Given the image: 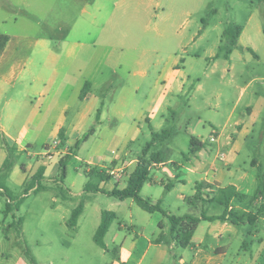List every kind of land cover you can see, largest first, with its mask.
I'll return each instance as SVG.
<instances>
[{"label": "crops", "instance_id": "0c3cea01", "mask_svg": "<svg viewBox=\"0 0 264 264\" xmlns=\"http://www.w3.org/2000/svg\"><path fill=\"white\" fill-rule=\"evenodd\" d=\"M231 1L232 5L229 4L228 11L232 14V18L226 22L220 21L214 26L215 30H218L213 40L214 46L206 48L203 52L196 50L189 53L187 49H184V53L190 58L182 55L179 61L170 63L159 73L146 89L151 92L145 97L146 105L143 103L138 105L135 95L143 90L147 71L135 72L142 80L133 86L115 85V81L111 83L114 76L121 78L119 71H122L124 67L123 54L116 52L115 45H108L109 51L101 59L100 45L96 37L76 40L65 38L66 45L60 49V53L54 52L50 45L46 46L47 54L43 57V64L35 69L34 59L28 53H23L24 44L31 43V40L24 38L25 40L20 39L16 42L13 35L0 32L9 36L5 49L0 53V82L2 84L9 75L15 84L24 86L18 92L21 99L30 100L33 104V98L40 102L49 98V102L53 91L50 85L51 77L57 72L63 76V82L77 80L82 86L81 91L88 83L85 97L83 99L80 97L82 109L75 118L77 122L85 121L91 115L88 109L96 110V113L93 112L96 116L95 126L90 130L91 137L99 136L100 140H105L104 147L107 146L108 149L101 156L96 155L98 163L89 161L85 172L90 178L91 175L93 176L90 173L93 170L94 176H97L101 183L113 184L108 186V189L102 188L101 184L97 185L105 191H112L115 188L123 189L127 186L130 174L135 169L146 145L141 151L137 149L133 152L129 146L132 148L136 145L135 136L128 137L127 131L136 125L138 127L144 120L148 123L150 131L151 128L156 131L165 129L159 130L168 121L166 113H162L161 118L158 119L159 113L166 108L175 113L174 108L179 105L183 97L187 96L193 111L203 114L211 123H218L217 127L213 128L220 131V137L215 143L202 139L200 135H194L195 131L192 132L191 138L195 137L199 142L195 152L191 151V139L190 145L184 148L169 142L174 132V127H171L172 133L169 139L163 145L151 147L148 153L150 156L163 149L161 161L152 163L150 180L143 185L141 196L148 199L151 204H159L169 215H192L201 218L191 243L183 247L174 240L171 234V221L160 210H146L133 198L119 199L109 210L115 212L117 217L105 236L106 239L110 235V242L105 241L107 246V249H104L105 254L107 256L112 253L106 264H264V239L259 240L260 246L254 245L255 240L250 242L245 240V234L240 228L246 223L236 224L228 217L213 220L203 217V215L219 217L224 214L227 205L229 210L239 213L257 212L241 208L242 206L235 205V202L246 198L239 183L246 175L242 166L237 165V160L252 141L256 139L264 141V0ZM97 2L98 0H87L82 6V13L88 14L87 24H85L87 27L98 28L100 17L96 13L101 7ZM2 6L7 11H15V13L20 11L21 14L28 16L25 9L16 8L10 1ZM91 6L94 7L93 10L90 9ZM215 12L219 13L218 10ZM14 19L18 20L19 15L14 16ZM210 26L211 23L204 19L202 27L194 32L192 39L194 44L199 40L209 42V36L212 35V31H209ZM237 26L241 29L236 43L221 51V47L229 43V36ZM85 31L89 33V29ZM5 60H8L7 68L3 65ZM189 60L202 67L205 77L203 80L199 77L192 86H187L190 74L186 73L185 65L189 64ZM180 63L181 66H179ZM34 77L37 78L34 79ZM224 86L225 90L222 88ZM2 88L1 86L0 99L3 95ZM223 91L232 92L231 95L235 94V99L231 100V95L224 94ZM57 92L58 90H55V93ZM129 98H132L131 102ZM150 103L152 107L149 110L147 104ZM127 117L132 118L133 122L127 120ZM156 120L157 123H155ZM198 122H203L202 117ZM33 126L36 128L38 124ZM63 129H65V135L60 141L67 142L69 132L65 127L59 129L58 135L60 136ZM10 139L14 140V137L0 118V147L3 148L6 145L7 150L5 153L7 163L0 167V172L13 166V147L9 144ZM88 140L89 137H84L81 142L83 144L79 146L71 161L74 158L82 160L79 152ZM118 145H124L126 150L119 149ZM19 149L27 151V147L24 146H20ZM219 151L227 152L226 159L217 158ZM40 158L31 172L36 174L41 166L45 167L43 182H41L42 189L37 190L35 187L30 190L29 195L32 192L45 190L51 187V184L55 186L63 183L58 178L59 165H50V161L45 159V156ZM90 162L98 164L103 169L97 171L90 168ZM251 163L254 169L259 168V165L264 167L261 160L252 159ZM117 168L123 169L124 172L120 176L110 174V170ZM23 171L26 182L29 175L26 165H23ZM258 176L259 170L256 172L257 179ZM89 182L91 183V180ZM33 184L38 183L34 180ZM258 187L259 179L253 202L255 199H261L259 202L264 201L263 194L257 195ZM145 190H148V194H144ZM72 192L69 188L68 194L72 195ZM82 192V196H85V199L81 201L84 207L77 224L71 226L65 221L66 225L73 229L79 228L81 224L89 204L86 197L98 193L108 195L103 192L89 191L86 188ZM53 199L58 202V196H54ZM259 202L256 203L257 207ZM103 211L105 210H102V214ZM124 214L129 215V226L119 222L120 217L125 216ZM248 233H251L254 239H260L257 230ZM241 234L242 238L239 239H242V244L233 252V241ZM159 235H162L163 239L157 242ZM177 248L180 249L179 253L176 252ZM170 256L174 257L175 263L167 262ZM35 258L40 264L36 256Z\"/></svg>", "mask_w": 264, "mask_h": 264}, {"label": "rangeland", "instance_id": "374dc122", "mask_svg": "<svg viewBox=\"0 0 264 264\" xmlns=\"http://www.w3.org/2000/svg\"><path fill=\"white\" fill-rule=\"evenodd\" d=\"M9 1L16 8L25 9L28 16L21 14L20 11L15 13L3 8L2 5ZM85 2L87 0H0V32L13 35L16 42L24 38L31 40V43L24 44L23 53H28L34 59L35 69L43 64V57L47 54L46 46L50 45L54 52L60 53V49L66 45L65 38L76 40L96 37L100 45L101 59L109 51L108 45H115L116 52L123 54L124 67L122 71H119L121 78L116 75L111 83L115 81V85L133 86L142 80L135 72L147 71L143 90L135 95L138 105L141 103L146 105L145 97L151 94L146 89L160 72L170 63L179 61L180 56L188 57L184 49L191 53L212 48L213 40L218 33L214 26L220 21L226 22L232 18V14L228 11L229 4L232 5L231 0H98L97 4L101 8L96 14L100 19L98 28H95V26L85 25L88 16L82 13ZM90 9L93 10L94 7L91 6ZM17 15L19 19L15 20L14 16L17 17ZM204 19L211 23L210 43L199 40L194 44L192 41L194 32L202 27ZM86 29H89L88 34ZM3 65L7 68L8 60L3 61ZM185 66L186 73L190 74L187 86H192L199 77L202 80L205 78L202 67L192 60H189V64ZM51 78L50 85L53 91L50 101L48 102L49 98L42 102L33 98V104L30 100L19 97L18 92L24 86L15 84L12 77L7 75L4 82L2 84L0 82V87H3L0 118L14 137V140L9 141L13 147V166L0 172V182L9 190L15 201L25 197L20 210L13 209L7 213L8 198L0 193V264H30L24 252L27 245L40 264H106L112 253L106 256L105 250L95 242L94 236L101 221L102 210L112 209L119 199L102 193L88 196L86 200L89 204L79 228L73 229L66 225L65 221L71 223L72 210L85 199L82 191L89 180L93 187L101 184L102 188L108 189V186L113 185L101 183L97 176H94L93 170L90 172L93 174L90 178L85 172L88 162L98 163L96 155L101 156L107 152L108 147H104L106 141L100 140L99 136L91 137L90 130L95 126L96 116L93 112L96 113V110L88 109L91 115L85 121H76L75 117L82 109L80 100L82 86L75 79L63 82V76L58 72L53 73ZM222 88L226 89L225 86ZM55 90L58 92L55 93ZM223 92L228 95L233 94ZM234 96L235 94L231 95L230 99L234 100ZM131 100L132 98H129L130 102ZM151 104H147L149 110L152 107ZM174 111L175 113L166 108L158 116L160 119L162 113H166L168 119L159 130L174 127V132L169 139L171 144L181 148L188 147L193 131H195L194 135H200L202 139L209 141V135L218 123H211L203 114L193 111L187 96L180 100ZM200 117L203 119L202 123L198 122ZM127 120L133 119L127 117ZM37 124L38 127L35 128L33 125ZM61 127H65L69 132L67 142L60 141L65 135V129L61 130L60 136L58 135ZM138 127L136 125L127 131L128 137L135 136L136 145L132 148L129 146L133 152L137 149L141 151L151 139V131L145 120ZM84 137H89V140L81 151H78L82 160L78 158L70 160L64 177L59 166L58 178L63 183L55 186L51 184V187L45 190L25 196V189L33 185L35 173L32 174L31 171L39 163L40 157L45 156V159L50 161V165L58 166L60 159L74 152L75 144L83 141ZM20 146L27 147V151H21ZM118 147L126 150L124 145H118ZM245 149L239 156L237 165L242 166L246 175L244 180L239 182L246 198L242 201L237 200L235 205L257 211L264 201L259 202L261 199H255L253 202V195L258 185L256 172L257 170L259 174L261 171L264 172V167L261 170L254 169L251 162L252 159H257L264 165V141L256 139ZM6 152V145L3 148L0 147V167L7 163ZM224 154L225 156L220 157L217 153V158L226 159L227 152L225 151ZM95 163L92 162L89 167L97 171L103 169ZM23 165H26L29 172L26 182ZM69 188L73 191L72 195L68 194ZM144 194H148V190H145ZM54 196H58V202L54 201ZM64 196L67 197L64 198ZM124 215L120 217L119 222L129 226V215ZM20 217L24 219L21 226L19 225ZM240 229L245 234V240L249 242L255 240L254 245L260 246L259 240L264 239V217L260 216L255 225L248 222ZM256 230L260 239H254L251 233H248ZM240 237L242 238V234L233 241V252L242 244ZM105 241L110 242V235ZM179 250L177 248L176 252L179 253ZM170 257L167 258V262L175 263L174 257Z\"/></svg>", "mask_w": 264, "mask_h": 264}, {"label": "trees", "instance_id": "16d2710c", "mask_svg": "<svg viewBox=\"0 0 264 264\" xmlns=\"http://www.w3.org/2000/svg\"><path fill=\"white\" fill-rule=\"evenodd\" d=\"M240 26L235 27L234 32L229 36V43L221 47V51L224 50L226 47L230 45H234L236 43L237 35L240 31ZM9 41V36L5 34H0V53L5 49L7 43ZM88 83L85 85L83 90L81 91L80 97L83 99L86 95ZM172 133V128H165L161 131H156L151 128V140L147 142L145 145L142 154L138 158L137 165L135 169L130 174L128 184L123 189L115 188L112 191H105L104 189L97 187H93L90 185V182L87 184L86 189L89 191H96V192H103L111 196H115L118 199L124 200L126 198H133L142 208L152 211V210H160L162 213L167 215L171 221V234L174 240L181 246L186 247L191 243L192 236L194 234L195 229L197 228L198 223L200 222L201 218L195 217L192 215H183V216H176V215H169L167 211H165L159 204H151L148 199H144L141 196V189L145 182L150 180V169L153 162H160L161 161V152L153 153L148 156L149 150L153 146L163 145L170 137ZM82 142V141H81ZM78 142L75 146L74 152L68 153L65 157L60 159L59 166L62 171V176H66L67 171V164L69 161L76 155L77 150L81 144ZM199 147V142L197 138H191V148L193 152H195L196 148ZM263 167L259 165V169L261 170ZM45 167L41 166L38 172L33 176L34 180L38 184H33L30 187L25 189V196L29 195L31 189L35 188L37 190L42 189L41 180L43 179V172ZM259 187H258V194L264 193V172H260L259 176ZM0 193L5 195L8 198L6 203V212L10 213L13 209L20 210L22 203L25 200V197L19 198L18 201H15V198L9 193V190L0 182ZM258 197V196H257ZM16 204V205H14ZM84 203L81 202L75 209L72 211L71 215V226H75L78 222L79 216L83 211ZM264 214V202L258 208L257 212H246V213H239L235 210H229L228 205L224 212V214L220 215L219 217H207L203 215L206 219H226L227 217L231 219L236 224H244V223H251L254 224L260 216ZM117 217L116 213L113 211L105 210L102 214L101 222L97 228V231L94 236L95 242L102 247L103 249H107L105 236L114 221ZM23 217L19 218V225L23 224ZM19 226V227H20ZM22 233V230L20 228ZM163 239L162 235L157 237V242H160ZM27 245V244H26ZM24 252L30 262V264H38L35 256L32 253L31 248L27 245L25 246ZM177 258V256H175ZM181 264V263H178Z\"/></svg>", "mask_w": 264, "mask_h": 264}, {"label": "built area", "instance_id": "2783aa9c", "mask_svg": "<svg viewBox=\"0 0 264 264\" xmlns=\"http://www.w3.org/2000/svg\"><path fill=\"white\" fill-rule=\"evenodd\" d=\"M219 137H220V131H218L217 129H213V131H212L211 134L209 135L208 140H209V142H211V143H215V142L218 141ZM218 155H219L220 157L225 156L224 152H222V151H219V152H218ZM123 172H124L123 169H118V168H117V169H112V170H110V174L115 175V176H120V174L123 173Z\"/></svg>", "mask_w": 264, "mask_h": 264}]
</instances>
